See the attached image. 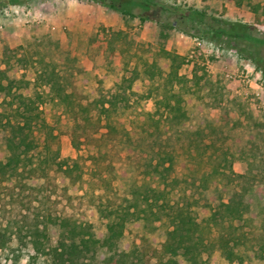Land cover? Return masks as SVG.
<instances>
[{
    "label": "trees",
    "instance_id": "trees-1",
    "mask_svg": "<svg viewBox=\"0 0 264 264\" xmlns=\"http://www.w3.org/2000/svg\"><path fill=\"white\" fill-rule=\"evenodd\" d=\"M92 1L135 16L124 7L125 0ZM234 1L246 4L258 22L264 19V0ZM166 10L170 17L160 22V39L169 38L173 29L211 40L243 35L231 30L233 23L206 11L180 5ZM137 16L150 19L148 14ZM194 21L201 27L197 32H192ZM112 36L113 41L128 40L124 31ZM128 43L134 48L135 63L130 59L118 64L111 94L104 92L103 79L42 71L73 119L72 144L84 149L91 162L96 189L88 197L81 193L83 162L62 157V132L40 108L39 78L0 65V98L9 99L12 108V116L0 115V210L7 214L0 249L9 247L17 262L32 248L31 258L46 264H207L205 254H214L225 264H244V257L264 264V132H258L261 143L229 146L219 118H203L186 105L187 95L217 96L222 86L204 72L194 71L192 77L183 73L184 56L162 41ZM142 72L163 81L169 129L162 116L155 115L148 125L128 130L112 122L120 107L144 98L138 86ZM36 129L42 130V144ZM40 145L42 154L36 156ZM238 156L248 160L245 172L234 169ZM185 162L201 170L205 211L196 208L198 201L173 200L171 190L146 182L150 176L170 185ZM163 217L170 228L147 230L151 221ZM99 219L106 220L101 234L96 232Z\"/></svg>",
    "mask_w": 264,
    "mask_h": 264
},
{
    "label": "rangeland",
    "instance_id": "rangeland-1",
    "mask_svg": "<svg viewBox=\"0 0 264 264\" xmlns=\"http://www.w3.org/2000/svg\"><path fill=\"white\" fill-rule=\"evenodd\" d=\"M16 2V3H13ZM180 5L193 8L221 19L233 26V32L241 37H221L214 40L195 37L177 29L170 31L167 39L159 38L160 22L169 18L167 6ZM124 7L135 16L92 0H0V65L9 66L14 72H28L33 79L39 78L38 89L40 108L48 122L62 132V157L73 160L80 158L85 166L81 193L91 196L95 181L91 176V162L84 149H77L71 141L69 130L73 119L68 109L52 92L45 68L55 69L63 77L77 76L81 80H105L104 92L116 90L118 64L131 59L134 48L128 43H165L167 48L184 56L182 72L192 77L194 71L206 73L208 79L222 86V94L205 99L186 96V105L194 108L201 117H217L224 126L229 146L250 145L258 141V132H264V19L260 22L246 5H237L234 0H125ZM138 14L149 15L141 20ZM197 32L201 29L195 23ZM124 31L125 39L113 41L112 33ZM123 49L128 50L123 54ZM138 86L143 99H132L129 107H120L113 115L112 122L120 130L148 125L152 115L162 116V124L169 129L171 118L162 102L168 95L160 78L151 79L141 73ZM8 100L0 98V115L6 112L12 116ZM154 113V114H153ZM13 118V117H12ZM35 137L42 144L43 133L36 129ZM42 154L41 145L36 156ZM246 157L238 156L234 162L237 172L248 169ZM201 170L197 164L185 162L179 174L170 179V185L154 181L148 176L146 182L159 189L171 190V198L176 201L199 202L203 207L207 200L199 187ZM223 197L228 194L223 192ZM7 214L0 210V229L6 224ZM106 220L99 219L96 232L102 233ZM155 228L168 229L167 218L155 219L148 224L149 231ZM244 255L243 248H238ZM32 248L23 251V256L15 262L9 247L0 249V264H46L42 259L31 258ZM244 264H255L244 257ZM207 264H225L214 254L204 255Z\"/></svg>",
    "mask_w": 264,
    "mask_h": 264
}]
</instances>
